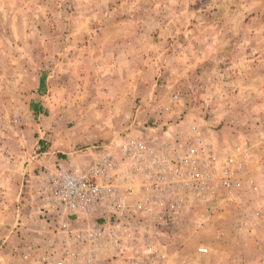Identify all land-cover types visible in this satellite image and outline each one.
<instances>
[{
    "label": "rangeland",
    "instance_id": "1",
    "mask_svg": "<svg viewBox=\"0 0 264 264\" xmlns=\"http://www.w3.org/2000/svg\"><path fill=\"white\" fill-rule=\"evenodd\" d=\"M138 135L214 178L131 199L139 236L96 262L264 264V0H0V264H54L43 235L64 258L53 158Z\"/></svg>",
    "mask_w": 264,
    "mask_h": 264
},
{
    "label": "built area",
    "instance_id": "2",
    "mask_svg": "<svg viewBox=\"0 0 264 264\" xmlns=\"http://www.w3.org/2000/svg\"><path fill=\"white\" fill-rule=\"evenodd\" d=\"M161 147L160 142L153 147L142 138H130L120 145L122 162H129L128 168L139 177V189H135L125 175L117 173L121 164L111 155L87 167L61 170L46 178L41 192L53 209L71 216L93 217L91 224L79 228L61 225L62 236H57L65 243V255L56 260L54 253H57L58 243L57 246L49 243L54 264H80L82 253H85V264H94L105 253H121L129 236L133 237V233L139 236L125 218L130 212L136 213L129 208L133 197H140L145 204L144 198L150 192L151 202L162 206L179 185L204 190L213 180L214 174L196 167L191 155H165L157 149ZM184 163L189 165L182 173L178 165ZM235 170L233 157L214 169L222 175L225 188H231Z\"/></svg>",
    "mask_w": 264,
    "mask_h": 264
},
{
    "label": "crops",
    "instance_id": "3",
    "mask_svg": "<svg viewBox=\"0 0 264 264\" xmlns=\"http://www.w3.org/2000/svg\"><path fill=\"white\" fill-rule=\"evenodd\" d=\"M118 138L119 137H115L111 141H109L108 139H93V140H88V141L86 140V141H84L85 143L83 142L81 145V146H84V147H81L83 149L78 150L77 153L72 154L71 156L68 155L67 157L57 156L56 158H53L54 160L57 161V163L55 164V166L53 168L47 169L45 171V173L43 174V177H42L43 180H42L41 185H40V194L42 195V192H41L42 187L44 185L46 178L49 175L54 174V173L61 171V170L78 169V168H82V167H87L90 164H92L93 162L108 158L110 155L115 159L116 162H119L121 164L120 167H118L117 173L120 172L122 175H125L127 181L129 183H132V185L134 186L135 189H139L140 188V183L138 180L139 177L136 176L132 172V170L128 168L127 164H129V162H127V163L122 162L123 158H122V153L120 151V145L130 138H142L146 141H149V143L153 147H155L156 143L161 142V140L156 138V137H155L156 139L155 138L148 139L147 137H145L143 135H138V136H130L124 141L120 140V141L115 143V141H117ZM44 152L45 151H43L42 153H44ZM42 197L45 198L44 195H42ZM136 197H138V196H135L133 198H136ZM133 198H132V200H133ZM48 204H49V201H48ZM63 216L65 219L63 221V223L68 225V227H70L71 229L79 228L80 226H86L87 224H90L93 222V217H86V216H81V215L80 216H71L67 213H63ZM20 224H22V223H20ZM76 225H78V226H76ZM19 230H21L22 232H27L24 227L19 228ZM37 246H36V249L46 251L45 254L49 255L52 252V249H51V247H49V243L45 240L44 235L42 236V239L40 240V242ZM59 248L60 247H58L57 249H59ZM61 248H62V246H61ZM58 252H60V249L58 250ZM35 253L36 252H34V250H33V251L28 252L27 255H28V257H31V256H35ZM49 258H50V255H49L48 259ZM94 264H98V262H96Z\"/></svg>",
    "mask_w": 264,
    "mask_h": 264
},
{
    "label": "trees",
    "instance_id": "4",
    "mask_svg": "<svg viewBox=\"0 0 264 264\" xmlns=\"http://www.w3.org/2000/svg\"><path fill=\"white\" fill-rule=\"evenodd\" d=\"M43 84V81H41V85ZM36 109H39L38 107H36ZM36 113H38V112H36ZM43 145H42V150H45L46 149V146H45V144L44 143H42ZM43 152V151H42Z\"/></svg>",
    "mask_w": 264,
    "mask_h": 264
}]
</instances>
